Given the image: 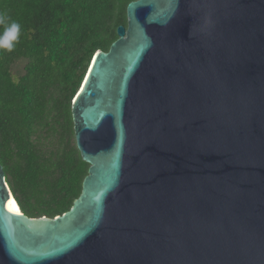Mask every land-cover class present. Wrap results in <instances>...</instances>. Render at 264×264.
<instances>
[{
  "label": "water",
  "instance_id": "obj_1",
  "mask_svg": "<svg viewBox=\"0 0 264 264\" xmlns=\"http://www.w3.org/2000/svg\"><path fill=\"white\" fill-rule=\"evenodd\" d=\"M126 15L72 101L71 208L21 217L0 162V264H264V0Z\"/></svg>",
  "mask_w": 264,
  "mask_h": 264
},
{
  "label": "trees",
  "instance_id": "obj_2",
  "mask_svg": "<svg viewBox=\"0 0 264 264\" xmlns=\"http://www.w3.org/2000/svg\"><path fill=\"white\" fill-rule=\"evenodd\" d=\"M134 0H0L22 26L0 50V162L29 218H53L79 197L89 164L77 149L72 101L98 49L127 26Z\"/></svg>",
  "mask_w": 264,
  "mask_h": 264
},
{
  "label": "clouds",
  "instance_id": "obj_3",
  "mask_svg": "<svg viewBox=\"0 0 264 264\" xmlns=\"http://www.w3.org/2000/svg\"><path fill=\"white\" fill-rule=\"evenodd\" d=\"M21 35V24L12 20L6 12L0 11V50L13 52Z\"/></svg>",
  "mask_w": 264,
  "mask_h": 264
},
{
  "label": "bare ground",
  "instance_id": "obj_4",
  "mask_svg": "<svg viewBox=\"0 0 264 264\" xmlns=\"http://www.w3.org/2000/svg\"><path fill=\"white\" fill-rule=\"evenodd\" d=\"M12 201H13V203H14V206H15V208H16V210H17L18 215H20V216L22 217V215H23V214H22V211L20 210V207L18 206V204H17V202L15 201V199H14L13 196H12ZM24 221L30 223V220H28V219H24Z\"/></svg>",
  "mask_w": 264,
  "mask_h": 264
}]
</instances>
